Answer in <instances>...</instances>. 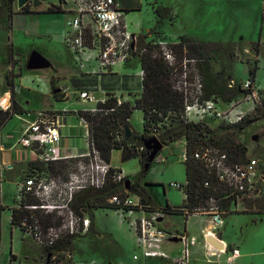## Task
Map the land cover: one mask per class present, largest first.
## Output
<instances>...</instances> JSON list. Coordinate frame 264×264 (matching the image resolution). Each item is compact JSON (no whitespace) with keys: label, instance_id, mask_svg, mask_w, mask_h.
Here are the masks:
<instances>
[{"label":"rangeland","instance_id":"obj_1","mask_svg":"<svg viewBox=\"0 0 264 264\" xmlns=\"http://www.w3.org/2000/svg\"><path fill=\"white\" fill-rule=\"evenodd\" d=\"M38 1L42 2L43 6L59 2L58 0ZM157 2L160 6L170 9L171 18L165 19L162 25L158 26L156 23L154 0H132V5L139 3L141 9L139 12L128 13V21H126L128 26H139L140 35L144 37L145 43L154 44L159 40L166 42L173 56L171 84L176 91L181 89L178 91L182 93L185 103L203 102L200 88L202 78L196 60L192 56L197 51L210 58L209 71L213 74H220L225 81L233 82V87H237L247 79V69L253 67L255 61L253 43L258 40L262 29L264 30L262 10L264 0H157ZM3 7L6 5L3 4ZM70 7L72 6L68 3L66 8ZM63 16L40 14L38 17L31 14H20L16 11L9 18L8 10L5 16L0 15V87L2 88L4 79L7 81L8 77L13 78L14 98L19 105L25 108L24 113L30 115L35 113L30 110L31 103H27L33 92L28 86L19 85L15 81L24 75L34 73V71L29 72L25 69L26 60L32 51H37L52 65L50 69L35 71L48 84L47 97L49 100L53 98L52 91L65 83H69L71 91L79 90V86L76 87L70 83L76 77L72 59L65 48L55 41L56 32L52 30L55 26L51 23V19H57V22L63 19L62 23H64ZM181 36L189 37L197 46L193 48H188L183 44L181 46ZM10 48L13 51L12 57L9 56ZM158 52L156 55H160ZM131 65L134 69H138V60L133 59ZM183 67H185L184 70ZM260 77H264V70ZM184 80L187 82L186 88L182 86ZM59 94V99H61L62 91ZM72 96L74 95L67 97ZM35 97L39 98L36 101L37 104L43 106L44 96L36 95ZM97 97L100 98V96ZM226 105L227 103H219L220 110H225ZM6 106L8 108L10 106L8 96L7 98L1 96L0 108ZM176 122L177 120L170 118L163 125L160 122L152 124L151 127L157 128L158 132L151 129L152 134L147 133L146 135L158 139L159 133L168 129L170 124L175 125ZM17 123L19 122L15 119L9 121L5 132L11 126L16 127ZM129 125L135 134L142 133V117L139 111L132 113ZM202 125L210 131L207 136H219L234 130L233 127L227 126L217 118H208ZM88 126L87 124L89 131L90 126ZM234 141L245 146V157L256 159L260 171L264 173V118L254 122L243 132L236 133ZM141 146L144 144L141 143ZM89 147L91 150L90 142ZM140 149L137 150L141 152ZM182 149L181 141L164 146L150 164L146 174H141V166L136 158L122 161L119 150L112 151L110 164L114 169L121 170L125 177H129L133 183H137L158 209L164 208L167 202L170 206L177 207L182 204L183 193L169 185L177 183L183 186L185 184V168L181 161ZM76 170L73 164L61 163L56 165V174L42 173V176L44 178L54 176L65 178L69 172ZM28 174L29 168L23 173L19 166L13 170L1 172L0 202L4 207L15 206L17 181L25 179ZM260 192L257 198L264 199V187L260 189ZM130 195L136 197L135 194ZM210 207L211 205L205 204L199 206L200 210ZM244 209L245 205L242 201L231 204L230 214L223 218V224L213 233L227 244L237 248L238 252L247 255L248 264H264V209L257 211L258 208L253 207L252 214L243 212ZM83 215L89 219L87 213ZM166 223L169 224L166 225ZM208 223V215L189 216L186 221L181 215H170L166 216L162 227L169 232L177 231L178 233H183L185 228L187 234H193L191 237L196 239L194 247L197 248H188L187 264H216L212 261L215 260L212 258L215 255L206 254L205 239L202 233H199V227L207 226ZM173 246L176 250L181 247L179 244ZM198 248L202 249L201 252ZM11 249L17 258L23 261L26 258L30 260L31 257H36L39 248L27 234L19 229L11 230L8 211L5 209L0 214V264L7 262L11 256H15ZM134 252L139 251L128 226L127 216L119 210L94 209L91 232L78 235L72 242L69 252L64 253L65 258H69L60 264H172L171 260L160 259L135 262L132 260ZM168 252L171 253V251ZM176 254L174 250L171 257Z\"/></svg>","mask_w":264,"mask_h":264},{"label":"built area","instance_id":"obj_2","mask_svg":"<svg viewBox=\"0 0 264 264\" xmlns=\"http://www.w3.org/2000/svg\"><path fill=\"white\" fill-rule=\"evenodd\" d=\"M68 3L72 7L67 9ZM58 4L62 11L50 15H64L65 21L56 32L55 41L60 43L70 55L78 76L96 79L99 82L103 76L110 75L115 66L123 65L133 59L140 60L145 51L144 46H138V38L141 35L128 29L124 19L125 12L116 0H59ZM151 45L154 46V52L159 51L160 56L172 66L173 56L166 42L159 40ZM183 74L185 75V71ZM143 75L140 67L137 76L141 81ZM182 86L186 88L185 80ZM228 87L235 88L233 82H229ZM237 88L242 91L240 98L228 102L226 109L222 111L219 108V102L213 100L184 103L181 114L183 122L197 125L204 123L208 118H217L226 125L233 126L240 123L244 117L262 109L260 90L254 81L247 78L237 85ZM77 93L80 101L94 105L93 109L88 111L92 113L112 111V109L105 110L97 107L99 103L104 104L107 99V96L98 98L97 89H82ZM115 101L117 106L123 102L118 98H115ZM167 115H173V113ZM16 117L22 122V131L15 147H19L33 157V161L49 164L72 159L60 155V114L45 111L36 112L33 115L21 113ZM79 121L85 128L86 139L89 140L87 122L81 118ZM90 146L92 153L88 150L79 157L82 160L76 163L77 170L70 172L66 180L56 177L44 178L42 173L35 170L18 184L16 209L29 212L39 210L45 215H55L59 218V224L47 227L45 232L40 229L37 221L27 223L23 220L21 222L23 233L39 245H42V241H49V243L56 241L65 234L77 236L85 234L89 227V219L84 215H76L71 210L70 203L74 194L87 188H101L108 179L118 183L124 178L119 172L110 174V166L98 158L91 143ZM182 157L185 161V144ZM193 158L201 163L204 170L205 177L202 180V187L210 188L216 184L223 186L227 193L217 199L209 198L206 205H211V207L206 210L195 208L187 214L188 210L181 209L182 205L177 207L184 212L185 216L188 215L187 218L208 215L210 216L209 222L213 225L211 229L215 231L223 224L217 202L231 198V202L237 203L260 196V189L264 187V173L260 171L256 159L246 157L245 161L234 162L226 152L212 143L203 144L201 149L193 153ZM169 186L182 191L186 196V181L183 186L177 183ZM24 194L32 196L37 204L23 203ZM107 201L120 207L119 211H122L128 218V226L139 251L138 254L132 256V260L160 259L171 260L172 264H187L188 248L195 245L196 239L188 236L185 231L183 233L169 232L163 228L162 222L166 216L170 215L162 209L141 204L138 197L130 194L124 198L115 196ZM184 215L181 216L185 219ZM203 231L202 236L205 239ZM173 242L181 246L176 257H171L164 249L166 244ZM204 243L207 245L205 241ZM237 255L238 251L233 250L232 256ZM6 264L20 263L11 256Z\"/></svg>","mask_w":264,"mask_h":264},{"label":"trees","instance_id":"obj_3","mask_svg":"<svg viewBox=\"0 0 264 264\" xmlns=\"http://www.w3.org/2000/svg\"><path fill=\"white\" fill-rule=\"evenodd\" d=\"M16 0H1V5H6L9 13V18L12 17V5ZM156 8L154 14L157 18V25L163 24L165 19H170V9L165 6H160L157 0H154ZM61 7L59 4L49 5L44 11L39 14H57L60 13ZM20 14H28L30 12V6L26 5L23 9L19 10ZM138 46H144L145 51L140 57V67L143 70L142 78V92L140 97L134 100L133 104L130 102H122L121 105L117 106L115 98L108 96L104 104H98V108L112 109L111 112H90V111H78V118L83 119L90 126L89 135L90 143L94 147V151L97 153L98 158L106 163L110 164L111 153L113 150H119L121 152V160L126 161L130 158H138L141 166V174H146L148 170L144 169V164L147 159V151L141 143L144 144L151 135L153 129L158 132V129L151 127L152 124L160 122L161 125L165 124L167 119L174 118L177 122L175 125L170 124L168 129H165L162 133H159V141L165 146L170 143L177 142L181 139L185 140V192L186 200L182 204V208H186L187 214L195 208H199L200 205L205 204L209 198L217 199L221 195H225L227 192L224 191V187L213 184L210 188L202 187V180L204 179V170L200 162L193 158V153L196 150L201 149L203 144L212 143L219 146L224 152H226L232 161L242 162L246 160V148L240 143L234 141V135L236 133L243 132L254 122L260 120L264 116V90L259 91L262 101V109L257 113L248 115L237 125L231 127L234 128L233 132H225L219 136H207L210 132L202 124H190L184 123L181 114L184 108V97L182 93L173 89L171 84V76L173 67L170 66L162 56L156 55L154 52V46L145 43L144 37L139 36ZM182 44L188 48H193L197 44L187 36H181ZM254 55L257 56L259 50V41L253 43ZM9 56H13V51L9 49ZM196 60V65L200 71L202 78L201 91L203 100H213L220 104H225L233 100L240 98L242 91L237 87L229 88L228 83L221 78L220 74H213L209 71V57L200 54L197 51L196 54L192 55ZM257 70V60L255 59L253 67L247 69V78L254 81ZM97 82L94 79V83ZM7 85L9 91L10 106L6 109H0V129L14 116L21 114L23 109L16 102L14 98V80L11 77L7 78ZM57 89V88H56ZM55 90V89H54ZM60 94H52L53 98L57 101ZM62 98V96H61ZM140 110L142 112V133L135 134L132 131V136L129 140H124V127L129 125V119L133 111ZM173 113V115H167ZM161 119V121H160ZM171 123V122H170ZM228 126V125H227ZM153 131V132H154ZM143 148L141 152L137 150ZM90 153L92 150L88 149ZM82 159L75 158L69 160H61L55 163H39L36 161L28 162L29 173L38 171L39 173L56 174L57 164H73L76 165L78 161ZM66 166V165H64ZM63 166V167H64ZM110 166V165H109ZM62 168V166H61ZM113 172H119L117 169L110 167V174ZM70 173V172H69ZM68 173V174H69ZM67 174V175H68ZM61 180H66L61 176ZM129 180V188L126 189L124 182ZM127 194H135L141 204L149 205L152 208L157 209L152 200L145 194L143 189H140L137 183H133L129 177H124L121 182L114 183L110 179L106 180L101 188H87L83 189L74 194L73 199L70 203V208L74 214L83 216V213L89 215L90 226L87 232H91L92 229V217L94 209H113L120 210V207L114 204L108 203V199L118 196L124 198ZM231 198L221 200L217 202V206L221 211V218H225L230 214V206L233 203ZM23 203L26 204H37V201L30 195L24 194ZM245 209L243 212L252 214V208H258L257 211L264 209V199L255 198L244 200ZM6 208L0 203V214ZM168 215H184V212L180 208H171L166 204L164 208H161ZM126 210V209H125ZM10 211V225L24 232L21 227V222L26 220L27 223L37 221L40 229L45 232V229L51 225L59 224V218L55 215H45L41 211L29 212L24 209H16L15 206L9 209ZM184 215L185 221L187 215ZM31 217V219H30ZM56 221L55 223H53ZM14 222V223H13ZM77 235L65 234L56 241H42L40 245L43 253V264H57L64 259V253L69 252L71 249L72 242L77 238Z\"/></svg>","mask_w":264,"mask_h":264},{"label":"crops","instance_id":"obj_4","mask_svg":"<svg viewBox=\"0 0 264 264\" xmlns=\"http://www.w3.org/2000/svg\"><path fill=\"white\" fill-rule=\"evenodd\" d=\"M116 1L120 5V8L125 12L124 19H125V23H126L128 29L132 32H138L140 34L139 29H138L139 28L138 25L128 26L127 14L130 12H139L141 9L140 8L141 5L139 3H137L136 5H134V4L132 5V0H116ZM52 4L56 5L55 3H48V4L43 6L42 2H40V5L36 9H33L31 7V3L29 2L28 5L30 6V12L28 14L39 17V15H40L39 13L44 11L49 5H52ZM0 10H1L0 11L1 16H5V14L8 10L7 7L2 8L1 0H0ZM12 10L15 13H16V11H18L16 8V1L12 5ZM262 10L264 13V9H262ZM51 21H52L51 23H53L55 26L54 28H52V30H54L55 32L59 31L63 19H60V22L59 21L57 22V19L53 18V19H51ZM44 35H45V33H44ZM257 41H259V50H258L257 56H255V59L257 60V70H256L255 78H254V83H255L256 87L262 91V90H264V77H260V74L264 70V30L263 29L259 33ZM131 61L132 60H130L129 62H127L123 65L115 66L110 75L103 76L99 82H95V83H94V79L80 77L77 75V72L75 71L74 74L76 77H74V79H72L70 83H73L74 86H76V87L79 86V90H82V89L86 90V89L95 88V89H97L96 95L100 96V98L105 97V96H107V97L112 96L113 98H118L124 102L127 101V102H130L131 104H133L134 100H136L140 97V94L142 92V83H141V80L139 79V77L137 76V72L140 68V61H138V69H134V67H132ZM9 68H10V66H9ZM6 70H8V69H6ZM5 75H6V72L4 73V77H5ZM5 81L6 80L4 79L3 84H2V88L0 87V97L4 96L7 98V96H8V104H9V91H10V89L8 88V85H6L7 81H6V83H5ZM15 82H18L19 85L28 86V88H30V90L33 92L29 101L26 100L27 103H29V102L31 103L30 104V110L31 111H33L35 113L36 112L49 111V112H55V113H58L61 115V119H60L61 126L59 128V133H60V137H61V139H60V155L61 156H63V157L68 156V157H71L72 159H75V158H79L80 156L87 153V151L89 149V142L90 141L88 139H86V137H85V134H84L85 128H84L83 124L80 123L79 118L77 116V112L78 111L91 110V109H93L94 105L80 101L78 99V93H77V91H79V90L71 91V89L69 87L70 86L69 83H65L63 85L68 86L67 91L64 93L62 92L63 95H62L61 100L57 101L54 98H50V100L48 99V97H47L48 96V94H47L48 84L46 83V81L44 79L41 78V75L35 73V71L32 74H27L26 76L24 75V77H20V78L16 79ZM66 93H67V95H65ZM71 94H73L74 96L67 97ZM34 95L35 96L36 95H43L44 96L43 106L37 104L36 101L39 98L35 97ZM6 108H8V107L6 106V107L0 108V109H6ZM22 109L25 110L24 107H22ZM135 111H139L141 113V117H142V112L140 110H135ZM22 113H24V111ZM12 119H15L19 123H17L16 127L11 126L9 128V130L5 132L6 126L8 125L9 121H11ZM9 121L0 129V176H1L2 171L4 172L5 170H13L14 168H16L18 166H19V168H21V171L23 173H25L28 170V162L33 161V157H31L27 153L23 152L19 147H15V145H16L15 143H16L17 139L19 138L20 133L22 131V122L16 117V115H14ZM179 141H181L183 143V149H184L185 140L181 139ZM174 143H176V142H174ZM174 143H170L168 145H172ZM183 149H182V154H183ZM182 154H181V161L184 164ZM3 156H6V158H8L7 163L3 162V160H2ZM136 159L139 163L138 158H136ZM109 165H110V167H112L111 164H109ZM8 166H10V168H8ZM184 168H185V165H184ZM117 170L119 171V173L123 177H125V175L123 174V172L121 170H119V169H117ZM20 182H21V179L17 181L16 193H17L18 184ZM0 186H1V181H0ZM185 200H186V196H185V194H183L182 204L185 202ZM167 205H169L168 202H167ZM170 207L171 208H177L179 206H177V207L170 206ZM5 208L8 211L9 226H10L11 230L17 229L15 227H11V225H10V211H9V209L11 207L5 206ZM208 217H209V221H210V216H208ZM167 224H169V223H166V225ZM212 226L213 225L210 222L207 224V226H204V227L200 226L199 227V233H202V231L205 230L206 228L211 229ZM184 231H185V228H184ZM175 232H177V231H175ZM185 233L187 234L186 231H185ZM187 235L190 237L193 236V234H191V235L187 234ZM214 236L224 244L225 252H224V254H220V255L217 254L216 256L212 257L215 259L212 261H215L216 264H248L249 263V261L247 260V258H248L247 255H244L239 251L238 255L236 257H233L232 251L237 250V248L233 247L230 244H227V242L224 241L221 237L216 236V235H214ZM36 244L38 245V248H39L36 257H31L30 260L28 258H26V259H23V261H22V260H19L17 258L15 252L11 249V251L15 254V256H13V257L15 259L17 258L16 260H18V262L20 264H23L22 262H24L25 264H42L43 253L41 251L40 245L37 242H36ZM173 245H177V243L173 242L172 245L166 244L164 246V249L166 251H171L170 256L175 250L177 252V254L173 257H176L179 254L180 249L176 250L175 246H173ZM194 246H192V248H197ZM210 247H212V246H210ZM200 250H202V249H199V251ZM205 250H206L207 255L209 254V252H211V250L207 246L205 247ZM229 252H230V254H228ZM134 254H138V252H134L132 254V256ZM67 258H69V257L65 258V256H64V259L61 261V263L63 261H65ZM138 261H139V263H140V261L143 262L142 259H140ZM138 261H135V262H138ZM4 264H6V262ZM58 264H60V263H58Z\"/></svg>","mask_w":264,"mask_h":264},{"label":"water","instance_id":"obj_5","mask_svg":"<svg viewBox=\"0 0 264 264\" xmlns=\"http://www.w3.org/2000/svg\"><path fill=\"white\" fill-rule=\"evenodd\" d=\"M29 2L31 3V7L33 9H36L40 5V2L38 0H16L17 10L19 11L23 9L26 5L29 4ZM51 67L52 65L50 61H48L45 57H43L37 51H32L29 54L26 60V64H25V69L29 72L46 70V69H50ZM67 88H68L67 85H62L61 87L53 90L52 94H57V93H60L61 91L62 92L66 91ZM131 136H132L131 129L128 126L124 127V140L126 141L129 140ZM162 148H163V145L155 137H151L146 142H144V149L147 151V159L144 164L145 170L149 169L150 164L153 162V160L158 155V153L162 150ZM2 160L4 163L8 162V158H6V156H3ZM8 168H10V166H8ZM129 184H130L129 180L124 182L126 189L129 188ZM205 242L208 245L212 246L213 249H215L216 251L225 252L224 244L219 239H217L215 236L207 235L205 237Z\"/></svg>","mask_w":264,"mask_h":264},{"label":"bare ground","instance_id":"obj_6","mask_svg":"<svg viewBox=\"0 0 264 264\" xmlns=\"http://www.w3.org/2000/svg\"><path fill=\"white\" fill-rule=\"evenodd\" d=\"M89 127V126H88ZM14 223V222H13ZM203 234L205 236L207 235H211V236H214V233H213V230L212 229H208L206 228L204 231H203ZM209 249L211 248V252H209L208 256H212V255H217V254H224L223 251H216L215 249H213V247H210L208 244L206 245Z\"/></svg>","mask_w":264,"mask_h":264}]
</instances>
